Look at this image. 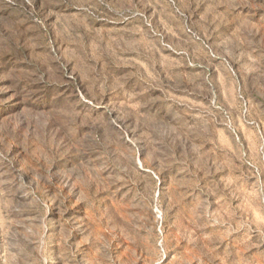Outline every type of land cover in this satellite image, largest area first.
Wrapping results in <instances>:
<instances>
[{"label": "rangeland", "instance_id": "obj_1", "mask_svg": "<svg viewBox=\"0 0 264 264\" xmlns=\"http://www.w3.org/2000/svg\"><path fill=\"white\" fill-rule=\"evenodd\" d=\"M0 264H264V0H0Z\"/></svg>", "mask_w": 264, "mask_h": 264}]
</instances>
